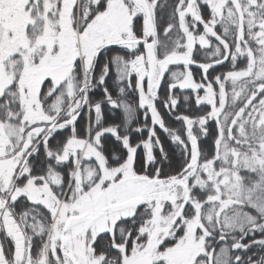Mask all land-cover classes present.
Listing matches in <instances>:
<instances>
[{
  "label": "snow or ice",
  "instance_id": "1",
  "mask_svg": "<svg viewBox=\"0 0 264 264\" xmlns=\"http://www.w3.org/2000/svg\"><path fill=\"white\" fill-rule=\"evenodd\" d=\"M0 264H264V0H0Z\"/></svg>",
  "mask_w": 264,
  "mask_h": 264
},
{
  "label": "trees",
  "instance_id": "2",
  "mask_svg": "<svg viewBox=\"0 0 264 264\" xmlns=\"http://www.w3.org/2000/svg\"><path fill=\"white\" fill-rule=\"evenodd\" d=\"M219 29V26H218ZM197 47H199L197 45ZM197 59L202 60V56L197 55L196 57ZM222 69L218 66L216 68V71L219 72ZM192 71L195 74L196 78L199 79V75H200V69H198V67L196 65H192ZM114 79V72L110 73V78H109V85L112 84V80ZM176 95L179 96L180 100H179V104L177 106V113H182V114H188V115H193L195 114L196 108H195V93H192L191 90H177L176 91ZM187 95L189 96V100L187 102L184 101L183 97ZM157 106L158 108H160V111L162 113V115L164 116L165 122L166 124H168L170 127L180 130L182 128V124L180 121H177L174 119V117L172 115H170L168 113V111L166 109H164L159 102H157ZM105 113L108 114L111 110L108 109L107 107L104 109ZM113 115H115V113H112ZM82 117L83 119L78 120L77 124H78V129L80 128L81 125H84L85 122L88 119V114H87V110H85L82 113ZM158 134L161 136V139L165 142V147L168 148L170 146V140L169 137L167 136L166 133H163L162 131H160L157 128ZM202 142L204 147L211 149L212 147V139L211 137H209L206 141L203 140L202 138ZM171 147H175L174 145H171ZM178 151V150H177Z\"/></svg>",
  "mask_w": 264,
  "mask_h": 264
},
{
  "label": "rangeland",
  "instance_id": "3",
  "mask_svg": "<svg viewBox=\"0 0 264 264\" xmlns=\"http://www.w3.org/2000/svg\"><path fill=\"white\" fill-rule=\"evenodd\" d=\"M202 94V93H201Z\"/></svg>",
  "mask_w": 264,
  "mask_h": 264
}]
</instances>
